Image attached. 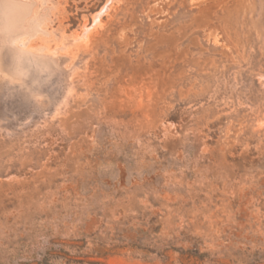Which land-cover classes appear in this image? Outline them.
<instances>
[{"label":"rangeland","instance_id":"rangeland-1","mask_svg":"<svg viewBox=\"0 0 264 264\" xmlns=\"http://www.w3.org/2000/svg\"><path fill=\"white\" fill-rule=\"evenodd\" d=\"M115 1L0 0V264H264V0Z\"/></svg>","mask_w":264,"mask_h":264},{"label":"bare ground","instance_id":"bare-ground-1","mask_svg":"<svg viewBox=\"0 0 264 264\" xmlns=\"http://www.w3.org/2000/svg\"><path fill=\"white\" fill-rule=\"evenodd\" d=\"M113 1H115V0H108V2L106 3V5H104V7H102V9L97 13V14H95L94 16H93V24L90 26V27H94V26H98L101 22V16L102 15H105L108 11H109V9H110V7H111V5H112V3H113ZM116 2V1H115ZM91 23H88L87 21L84 23V25H83V27H82V29H83V33H82V35H80L81 36V40L83 41V39H85V41L87 42V38H88V35H89V33H91L90 31V27H89V25H90ZM101 26V25H100ZM79 34V33H78ZM79 36V35H78ZM79 36V37H80ZM78 38V37H77Z\"/></svg>","mask_w":264,"mask_h":264}]
</instances>
